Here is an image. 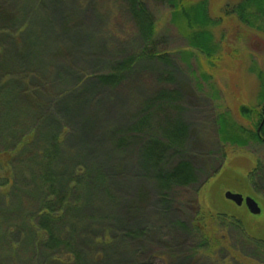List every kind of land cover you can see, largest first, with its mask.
<instances>
[{
  "label": "trees",
  "instance_id": "trees-1",
  "mask_svg": "<svg viewBox=\"0 0 264 264\" xmlns=\"http://www.w3.org/2000/svg\"><path fill=\"white\" fill-rule=\"evenodd\" d=\"M83 1L81 13L68 18L70 29L88 12L111 16L109 8L104 13L105 0ZM112 1L113 23L98 32L87 68L75 62L79 44L53 33L57 0H0V34L6 37L3 42L0 35V264H149L163 251L189 254L183 264H204L227 250L221 262L234 264L230 232L253 249L240 264L264 262V241L248 236L235 217L213 207L205 213L199 199L226 159L225 146L264 145V73L251 69L262 103L240 108L242 118L258 120L248 129L219 104L214 77L224 54L214 31L222 18L211 16L209 0ZM148 1L170 10L185 49L167 48ZM17 9L22 18L8 28ZM29 13L34 22L28 26ZM223 14L264 33V0H242ZM10 50L18 53L16 65ZM195 54L203 59L196 67ZM183 68L215 112L211 148L218 145L220 161L202 182L198 171L213 160L197 165L199 153L189 148L176 77ZM103 149L110 152L107 163ZM254 176L264 179L260 161L248 180L250 196L263 200L264 185ZM151 201L158 216L172 219L175 238L165 244L145 223Z\"/></svg>",
  "mask_w": 264,
  "mask_h": 264
},
{
  "label": "rangeland",
  "instance_id": "rangeland-1",
  "mask_svg": "<svg viewBox=\"0 0 264 264\" xmlns=\"http://www.w3.org/2000/svg\"><path fill=\"white\" fill-rule=\"evenodd\" d=\"M241 1L209 0L211 16L214 18H222V25L214 31V34L223 48L224 60L222 59L220 62V68L217 70L218 72L214 77V81L220 91L221 101L219 104L223 105V108H230L228 111L237 124L251 129L257 124L258 120L255 119L251 122L242 118L239 113L240 108L243 106L259 108L262 103L260 101L261 83L258 74L253 73L252 68H256L264 73V33L250 29L248 26L240 23L236 17L224 16L223 13L227 7L231 8ZM111 2L113 3L112 0H105V4L103 5L104 13L109 8V12H111L109 15L111 16L107 18L105 14H102L103 12H88L89 14L86 15L82 23L77 25L73 30L67 25L68 18L70 15L74 17L77 11L81 13L79 7L85 2L83 0H57L56 3H53L54 7H52V10L54 11L55 19L53 33L59 35L60 39L65 40L64 42L74 45L79 44L76 48L77 53H74V59L78 66H85L87 68L93 66L94 58L90 57V54L94 52L92 50H95L94 40H96L98 32H102L103 28H107V30L111 28V23H113L112 16L114 17L116 14ZM148 2L149 8L158 20L160 37L166 40L167 48L172 52L185 49V40L171 24L170 10L166 7L152 4L150 1ZM12 11L14 20L8 22V28H14L17 21L19 22L22 18L20 11L23 10L17 9ZM118 17L121 18H118V20L122 21V17ZM32 22H34L33 16L29 13L25 24L29 26ZM3 25L5 26L0 20V27ZM5 39L4 34L1 35V41L5 42ZM10 51L11 59L9 61L16 65L18 63L16 61L18 53L13 50ZM200 60L203 61L200 56L195 54L193 60L194 67L198 66ZM176 77L178 82L182 83L183 87L180 89L184 97V101L181 102V108L183 109V120L190 127L189 148L199 153L196 155L194 162L202 166L203 163H210L213 160V164L211 163L203 173L198 171V176L202 182V180L207 178L209 173L217 169L220 161L221 152L218 145L211 148L213 145L212 141L217 140V135L214 133L213 128V116H215V112L212 111L210 101L195 92L194 85L196 81L191 72L183 68V71L176 72ZM59 85L61 87L62 83H59ZM140 86L144 87L143 85ZM204 92L210 94L209 88L206 87ZM119 114L122 115V113ZM75 142L76 140L72 139V145H75ZM224 151L226 152V159L223 161V164L220 163L219 171L202 187L199 194L203 210L206 213L208 209L213 207L220 213L237 218L242 222L245 233L248 236L264 241V199L257 201L258 204L260 203L262 212L260 215L254 216L248 211L245 205L238 207L225 198L226 192L241 194L243 197H249L251 193L254 194L251 191V184L248 177L249 174L257 169L258 161L264 164V145L250 144L246 148L227 145ZM109 153L108 149H103L102 153H100V158H106V154L109 155ZM107 161L110 160L107 159L106 163ZM130 170L132 172L136 171L133 170V166L130 167ZM254 178H256V183L264 185L263 178L259 179V176H254ZM153 202L151 201V204ZM156 213H158L156 206L153 204L150 205L146 209L145 223L150 227L152 226L158 232L162 237L161 242L165 244L166 241L170 242L171 239L175 238V233L174 235L172 233L173 226L169 224L172 219L170 217L164 220L165 218L162 219ZM229 239L234 246L232 248L234 249V258L236 259L234 264H240V259H242L241 257L245 253L252 256V247L245 246V239L240 233L230 232ZM228 245H231L230 241ZM160 248L163 247L160 246ZM228 252V250L227 252H218L214 258L208 257L203 263L226 264L221 261H223L225 256H229ZM187 255L189 254H184L182 251L169 252L167 254L164 251L158 252L155 257L149 259L148 263L167 264L166 259H168L170 264H183L184 258ZM259 259L251 261V264H264L263 260Z\"/></svg>",
  "mask_w": 264,
  "mask_h": 264
},
{
  "label": "water",
  "instance_id": "water-1",
  "mask_svg": "<svg viewBox=\"0 0 264 264\" xmlns=\"http://www.w3.org/2000/svg\"><path fill=\"white\" fill-rule=\"evenodd\" d=\"M225 198L238 207H241L243 204H245L248 211L254 216L260 215L262 212L261 207L253 197H243L241 194L226 192Z\"/></svg>",
  "mask_w": 264,
  "mask_h": 264
},
{
  "label": "flooded vegetation",
  "instance_id": "flooded-vegetation-1",
  "mask_svg": "<svg viewBox=\"0 0 264 264\" xmlns=\"http://www.w3.org/2000/svg\"><path fill=\"white\" fill-rule=\"evenodd\" d=\"M261 108H262V110H263V114H264V104L261 106ZM261 125H262V122H261ZM260 128V127H259ZM261 129V128H260ZM260 129H259V131H260ZM255 199V198H254ZM256 200V199H255ZM257 201V200H256ZM243 205H245V204H243Z\"/></svg>",
  "mask_w": 264,
  "mask_h": 264
}]
</instances>
